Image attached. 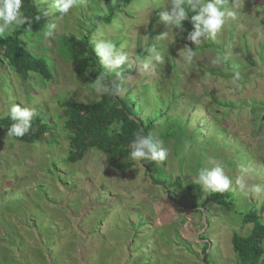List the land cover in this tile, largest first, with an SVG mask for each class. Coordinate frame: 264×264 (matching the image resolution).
Returning a JSON list of instances; mask_svg holds the SVG:
<instances>
[{
  "label": "rangeland",
  "instance_id": "1",
  "mask_svg": "<svg viewBox=\"0 0 264 264\" xmlns=\"http://www.w3.org/2000/svg\"><path fill=\"white\" fill-rule=\"evenodd\" d=\"M36 2L41 29L23 40L49 60L53 79L31 74L22 80L0 61V118L16 103L34 108L51 132L35 144L0 133V264H239L232 235L252 229L243 215L255 211L264 222V193L246 197L235 184L248 169V183L264 185V35L258 36L264 0H228L237 19L226 18L215 41L196 47L186 39L193 28L187 21V31L176 35L160 20L169 0H140L90 37L94 49L96 42L111 41L127 54L129 63L118 69L124 76L117 80L120 96L136 97L135 111L154 121L152 135L169 150L155 175L167 185L179 179L182 189L154 184L140 162L123 160L131 167L117 168L94 149L67 162L70 132L61 103L101 97L93 92L95 81L62 49L61 36L85 35L105 6L77 0L61 16L50 12L52 0ZM49 23L54 36L45 38ZM153 45L165 62L145 70L139 62ZM186 46L196 53L190 65L183 59ZM217 53L227 58L214 67ZM237 70L239 81L233 78ZM175 120L184 129L168 135V128L174 133L179 126ZM214 161L233 180L234 201L227 207H201L186 191L199 169Z\"/></svg>",
  "mask_w": 264,
  "mask_h": 264
},
{
  "label": "trees",
  "instance_id": "2",
  "mask_svg": "<svg viewBox=\"0 0 264 264\" xmlns=\"http://www.w3.org/2000/svg\"><path fill=\"white\" fill-rule=\"evenodd\" d=\"M105 6V13L99 15L87 29L85 35L80 37L61 36L62 49L71 55L73 61L80 64V67L86 71L90 79L94 81L101 76L104 82L109 85L117 82L115 77L108 74V71L102 67L98 57L95 55L94 46L90 42V37L100 24L110 25L116 16L124 12L125 8L140 0H102ZM36 0H23V13L30 19L22 27H17L13 33L0 37V61H5L9 68L13 70L22 80L28 81L31 74L44 78L45 81L53 79L52 70L49 60L46 57L36 55L26 46L23 40L34 29L39 28V22L43 20L41 11L36 4ZM140 3V2H138ZM136 3V4H138ZM135 4V5H136ZM187 8V6L185 5ZM189 17L196 13L188 10ZM39 17V19H37ZM190 24V21H187ZM41 78V79H42ZM136 97L126 96H102L98 101L91 103L75 102L67 99L61 103L63 107L65 126L70 132L69 155L67 162L76 163L81 160L85 154L94 149L109 157L117 168L129 167L130 164L120 163L129 159L130 143L135 139V134L142 132L144 135H152L154 126L153 120H143L135 111ZM179 126H174L173 132L167 129L168 135L175 134L184 129L180 121ZM10 116L0 118V133L8 132L11 126ZM171 126V124H170ZM51 132V126L41 117H35L32 121V128L24 137H12L14 140L25 143L35 144L44 139ZM154 138V136L152 135ZM155 139V138H154ZM151 176L154 184L161 185L166 189H182L183 185L180 180L169 183L159 180L156 173L160 168L155 162L141 161ZM131 167V166H130ZM188 196L197 201L196 205L204 207L208 203H214L223 207L229 206L234 197L231 192L216 193L208 195L205 199V193L200 185L190 183L186 187ZM244 224H252L250 234L242 235L234 232L232 235V247L239 259V264H264V222L255 211H250L243 215ZM208 244L205 245L206 253Z\"/></svg>",
  "mask_w": 264,
  "mask_h": 264
},
{
  "label": "clouds",
  "instance_id": "3",
  "mask_svg": "<svg viewBox=\"0 0 264 264\" xmlns=\"http://www.w3.org/2000/svg\"><path fill=\"white\" fill-rule=\"evenodd\" d=\"M228 0H169L167 9L160 13V20L166 24L169 30L178 34L175 30L179 29L180 33L187 31L184 27L185 21H190L193 26L188 32L186 39L196 46L207 42L215 41L226 23V18L237 19L238 12L235 4L232 9H228L226 4ZM77 4V0H52L50 12L53 10L61 13V16L68 14ZM187 6V8L185 7ZM23 0H0V37L11 34L17 27H22L29 21L23 11ZM196 13L189 17L188 10ZM48 14V13H46ZM39 19V17H37ZM51 25V23H49ZM167 31V32H168ZM166 33V32H165ZM164 33V34H165ZM162 34L160 37H163ZM45 38L54 36V25L47 27L43 33ZM264 35V32L258 33V36ZM187 49L183 59L186 65H190L196 55L191 47ZM95 55L98 57L100 64L109 74H114L115 81H121L124 76L118 70L120 66L128 62V56L122 50H118L116 45L111 41H99L95 43ZM148 56L139 62L147 70L150 66L163 64L165 57L162 56L153 45L147 49ZM226 55L217 53L211 63L214 67L222 66ZM233 78L237 81L241 78L240 71H234ZM120 83L109 85L104 82L101 76L95 80L93 92L97 99L102 96L118 97L120 95ZM37 115L34 108L13 104L9 110V116L13 123L8 128V137H24L32 128V121ZM187 142L185 147H187ZM129 159L133 162H155L157 164L167 160L169 150L164 147V142L154 139L151 134L144 135L142 132L135 134V139L130 143ZM248 169H242L241 175L235 178V184L244 196H256L264 193V185L248 183L245 173ZM193 182L200 185L203 192L211 195L216 193L228 192L233 184L232 178L226 173L225 166L221 162H213L211 168L201 167Z\"/></svg>",
  "mask_w": 264,
  "mask_h": 264
}]
</instances>
